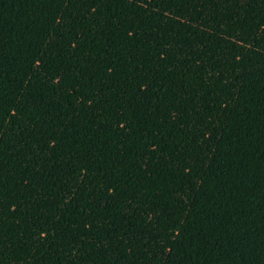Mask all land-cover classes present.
I'll use <instances>...</instances> for the list:
<instances>
[{
	"label": "rangeland",
	"instance_id": "1",
	"mask_svg": "<svg viewBox=\"0 0 264 264\" xmlns=\"http://www.w3.org/2000/svg\"><path fill=\"white\" fill-rule=\"evenodd\" d=\"M264 0H69L0 138V264H162Z\"/></svg>",
	"mask_w": 264,
	"mask_h": 264
},
{
	"label": "trees",
	"instance_id": "2",
	"mask_svg": "<svg viewBox=\"0 0 264 264\" xmlns=\"http://www.w3.org/2000/svg\"><path fill=\"white\" fill-rule=\"evenodd\" d=\"M69 0H0V138ZM162 264H264V32Z\"/></svg>",
	"mask_w": 264,
	"mask_h": 264
}]
</instances>
